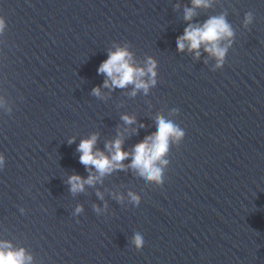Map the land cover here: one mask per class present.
<instances>
[{
    "label": "clouds",
    "instance_id": "9594fccd",
    "mask_svg": "<svg viewBox=\"0 0 264 264\" xmlns=\"http://www.w3.org/2000/svg\"><path fill=\"white\" fill-rule=\"evenodd\" d=\"M217 3V0H190V4H185L183 8V19L188 21L183 33L176 38L178 52H185L192 55L193 60H200L202 53L206 54L204 64L212 63L211 71L215 72L223 68L227 54L235 39V31L227 20V11L208 16L202 23L193 22L199 15L198 10L208 11ZM177 3L174 8L179 9ZM254 14L249 11L245 13L242 26L248 29L253 23ZM7 28L6 20L0 16V38L4 37ZM132 45L128 41L113 42V46L108 49L107 59L102 61L97 69L98 74L105 76L102 85H98L91 90V95L100 99H107L108 94L102 89H109V93L115 89H127L131 86V91L127 93L130 97H136L138 93L147 96L150 90L158 83V61L148 55L141 63L136 59V54L131 50ZM0 111L6 115H11L13 111L12 103L5 95H0ZM179 115L178 108L170 109L167 114L160 112L155 117L156 130L146 135L140 142L132 146L130 150H125V133L129 135L137 133V128H117V135L112 140L104 143V148L97 147L99 132L91 133L87 138H82L77 146L79 162L88 172L87 177L79 174H72L64 181L69 186V192L76 196L86 192L87 187H95L97 183L103 184L104 178L114 172L132 171L134 176L141 178L146 184H151L157 188L162 187L165 181V172L169 166V154L173 147L179 148L185 137V131L170 117ZM125 125L136 124L135 116L124 114L120 117ZM147 127L140 123L139 128ZM76 140L75 136L68 139L69 145ZM125 161H130L125 163ZM6 164L4 154L0 153V170ZM96 196L104 201L103 207L93 204L92 209L97 215L108 213V203L105 201L104 192L97 189ZM120 205L124 204L125 194L119 192L109 193ZM128 203L139 206L141 196L133 191L127 192ZM21 214L26 209L20 207ZM84 212V206L77 204L72 215L77 217ZM77 223L79 221L77 220ZM130 243L139 252L144 246L143 234L136 230L130 238ZM0 264H36L35 257L24 246H16L11 240H0Z\"/></svg>",
    "mask_w": 264,
    "mask_h": 264
}]
</instances>
